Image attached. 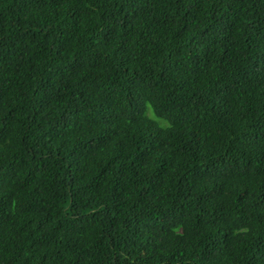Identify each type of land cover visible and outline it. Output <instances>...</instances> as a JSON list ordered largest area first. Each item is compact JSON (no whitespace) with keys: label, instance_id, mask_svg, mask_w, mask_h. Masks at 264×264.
Returning <instances> with one entry per match:
<instances>
[{"label":"trees","instance_id":"trees-1","mask_svg":"<svg viewBox=\"0 0 264 264\" xmlns=\"http://www.w3.org/2000/svg\"><path fill=\"white\" fill-rule=\"evenodd\" d=\"M0 264H264V0H0Z\"/></svg>","mask_w":264,"mask_h":264},{"label":"rangeland","instance_id":"rangeland-1","mask_svg":"<svg viewBox=\"0 0 264 264\" xmlns=\"http://www.w3.org/2000/svg\"><path fill=\"white\" fill-rule=\"evenodd\" d=\"M149 113V115H153V113H152V110H150V112H148ZM157 120H159V122H163L162 120H160L159 118H156Z\"/></svg>","mask_w":264,"mask_h":264}]
</instances>
